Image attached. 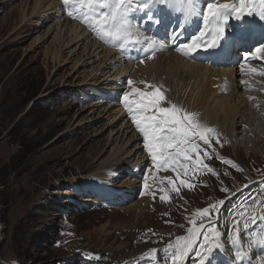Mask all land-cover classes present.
I'll return each instance as SVG.
<instances>
[{
    "label": "rangeland",
    "instance_id": "rangeland-1",
    "mask_svg": "<svg viewBox=\"0 0 264 264\" xmlns=\"http://www.w3.org/2000/svg\"><path fill=\"white\" fill-rule=\"evenodd\" d=\"M33 2L0 0V264H135L154 254L158 258L151 263L164 264L159 253L176 248L190 229L200 236L213 209L216 221L237 214L245 221L264 208V194L256 190L264 186V145H255L250 125H241L240 131L249 134L236 138L234 146L220 140L219 124L208 144L196 140L207 154L206 169L213 172H202V159L187 165V172L178 166H171L173 173L154 167L122 103L132 73L128 62L118 51L104 48L81 15L69 17L62 0H53L50 8L43 0L31 15ZM71 23L84 33L78 41L79 32L67 25ZM146 43L149 38L141 48L147 49ZM103 50L112 53L106 65ZM117 72L123 76L115 78ZM191 116L209 128L201 115ZM239 146L256 155L247 156ZM231 160L233 167L226 165ZM171 174L184 183L172 186ZM129 179L137 184L128 188L123 182ZM88 183L132 192L148 204L137 221L116 206L82 204L94 197L106 202ZM247 189L255 193L239 202ZM103 224L108 235L98 232ZM218 229L226 232L224 224Z\"/></svg>",
    "mask_w": 264,
    "mask_h": 264
},
{
    "label": "bare ground",
    "instance_id": "bare-ground-1",
    "mask_svg": "<svg viewBox=\"0 0 264 264\" xmlns=\"http://www.w3.org/2000/svg\"><path fill=\"white\" fill-rule=\"evenodd\" d=\"M42 1L43 0H34L32 5L31 15H33L34 13H38L37 10L41 7ZM48 2H49V5L47 6L48 8L54 6L53 0H48ZM222 2H223L222 0H218L219 4H222ZM187 10L191 14V19H192V21L189 24L195 25V23H197L200 20V17H202V14L200 15L195 14L196 12L192 11L189 7H187ZM45 11L46 10H44V12ZM74 23L73 25L72 23L67 25L72 27V30L74 31L75 34H78L79 32V36L76 39H74L78 41L79 38L82 37L84 33L81 34L80 30L82 29L78 28V26L76 27ZM60 24L61 22H59L57 26L63 25ZM225 24H226V36L229 39V41L228 42H222L221 40L218 41L216 46L217 45L220 46L219 56L215 54L216 46L211 48L207 47L206 45L202 46L199 48V49H203L200 55H193V53H191L189 56H185L182 53L177 52L176 49L178 47L174 51L169 49L170 52H173V54L167 55L166 53L162 52V50H158V46H156L153 52L158 54V58L163 56L164 57L156 62L146 64L143 67H138V70L134 73V78L135 80L139 81V83H141V81H145L149 84L162 86L165 94V101L162 103L165 106L166 103L168 104L169 107L171 106V104H175L178 108L182 110L183 113H187L189 115H192L193 113L196 114L198 113V117H200L201 115L204 122L206 123L204 125L208 126L209 128H212L210 127V125H212L214 127L212 129L216 130L219 124L220 132L218 133L217 130L216 132L220 140L223 141L225 144L234 146L233 144L236 141V138H239L240 136H247L249 134L248 132L244 133L243 131H240L241 125L243 126L250 125L251 126L250 133L255 136V142H254L256 143L255 145L257 146H260L261 144L264 145V84L259 83L261 81H264V55H260L258 58H254L251 55V52L254 51L256 47H259L262 43H264V18H261L256 14H253L251 16L246 15L239 19L229 16ZM33 27H34L33 30L39 28L38 26H33ZM25 32H28L27 27ZM234 32L236 33L235 36L233 35ZM239 34H241L240 37ZM248 34L252 38L253 41L252 44L247 42ZM177 37H179V35H174V39H176ZM210 39H211V35L204 40H210ZM182 43L184 42H181V44ZM92 45L95 49L97 43L94 44L92 43ZM161 46L163 47V45ZM240 48L243 49L242 51H244V54H240L241 51ZM109 54L112 53L111 51H107V50H105L104 53L102 54V57L104 59L103 61L104 65H106L105 60L107 56L109 57ZM238 56L243 57V61L241 65L236 66V62L239 60ZM207 57L212 58L213 61L220 59H222V61L221 63L216 64L215 62L213 65H210L205 61ZM114 74H115L114 75L115 78L117 76H123V75H119L118 72ZM97 77L98 76H96V78ZM113 80L111 79L110 81ZM256 84L258 85V89L254 87ZM141 85L144 88V84L141 83ZM219 116H221V119H219ZM238 120L240 121V124L236 127L237 125L236 123ZM134 136L135 134L133 133L131 139L132 143L135 138ZM130 138L131 137H129V139ZM244 140H246V137L244 138ZM238 148L241 147L239 146ZM120 151H122V149H120L117 152L115 151V155H117ZM241 151L247 153V156L249 154L256 155V153H253L251 151H245L242 148ZM131 153H133V149L131 151H126V154H128L127 156H130ZM131 183L132 181L130 179L126 182L125 181L123 182L125 186H129V184ZM87 185L89 187H92L95 190V193H97L98 196H101L103 200L107 201L108 204L115 205L116 207H118L119 211H122L124 213L125 212L132 213V215L136 218V221L139 219L138 216H141L144 213L145 207L148 204V201H146L145 199L141 201L136 200V195H134L132 192L123 194L117 188L109 187V189H107L106 188L107 186L105 184L101 185L96 183L93 184L88 183ZM130 186L128 188H130ZM81 203L97 204L95 197L94 199L85 198ZM237 221L238 220L236 218V220H234V224L231 226L232 230L230 236L232 237V241L236 245L237 251L245 253V255L238 260L239 263L264 264V254H262L261 250H259L256 246L247 245L244 242V240L242 241L239 239L237 233V229L239 228L238 227L239 225L237 226L238 224ZM119 226L115 225L114 228L116 229ZM133 226L134 223L128 227L134 228ZM120 227H125V226L122 225ZM98 232L99 234L108 235L109 231L107 230V224L101 225L98 228ZM228 240H229V236L227 233L223 238V242L227 243ZM130 254H133V251ZM131 257L132 255H129L127 256V259L131 260L130 259Z\"/></svg>",
    "mask_w": 264,
    "mask_h": 264
},
{
    "label": "snow or ice",
    "instance_id": "snow-or-ice-1",
    "mask_svg": "<svg viewBox=\"0 0 264 264\" xmlns=\"http://www.w3.org/2000/svg\"><path fill=\"white\" fill-rule=\"evenodd\" d=\"M151 2L152 0H63L65 5L78 4L76 11L81 14L83 22L96 32L101 40L121 42H128L135 31L134 24L129 20L130 14L135 10H142ZM253 14L264 18V0H234L233 3L222 4L210 2L202 12L203 24L209 32L201 31L199 36H194L189 43H182L176 51L189 56L202 46L215 47L224 35L223 24L229 16L239 19ZM68 15L74 16L75 13L69 12ZM206 34L211 35L210 40L203 39ZM149 47L154 50L155 42L153 41ZM251 55L254 58L264 55V45L256 47ZM148 59L152 57L148 56ZM143 62L141 60V63ZM141 83L144 84V89L133 87L134 81L131 79L127 81L131 91L123 93L122 103L131 116L132 124L142 134L143 148L151 157L154 167L178 166L187 172V165L181 163V159L189 161L191 154L199 151L197 138L204 144H208L213 129L202 127L191 115L183 113L175 104L163 107L165 94L162 86L145 81ZM198 162L199 156L193 163ZM149 172L144 174L146 189L149 187L147 183ZM181 183L184 182L181 181ZM160 199L165 200L167 197L161 196ZM207 211L206 209L205 213ZM260 219L264 220V215ZM189 231L188 237L183 241H177L176 250L172 256L173 264H180L196 243V238L199 236L198 230L190 229ZM214 234L213 229L208 230L204 236L205 246ZM197 255L201 253L197 252ZM244 255V252H238L237 259H241Z\"/></svg>",
    "mask_w": 264,
    "mask_h": 264
}]
</instances>
